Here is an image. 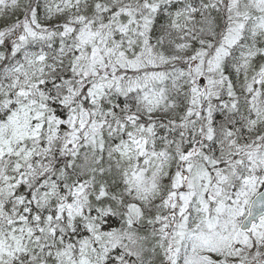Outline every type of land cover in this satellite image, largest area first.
<instances>
[{
    "label": "snow or ice",
    "instance_id": "6c2138e0",
    "mask_svg": "<svg viewBox=\"0 0 264 264\" xmlns=\"http://www.w3.org/2000/svg\"><path fill=\"white\" fill-rule=\"evenodd\" d=\"M0 264H264V0H0Z\"/></svg>",
    "mask_w": 264,
    "mask_h": 264
}]
</instances>
